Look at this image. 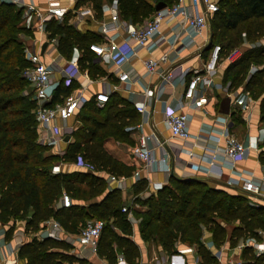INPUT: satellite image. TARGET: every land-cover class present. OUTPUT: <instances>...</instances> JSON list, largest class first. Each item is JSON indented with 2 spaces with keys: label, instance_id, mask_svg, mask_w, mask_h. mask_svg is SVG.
Here are the masks:
<instances>
[{
  "label": "trees",
  "instance_id": "1",
  "mask_svg": "<svg viewBox=\"0 0 264 264\" xmlns=\"http://www.w3.org/2000/svg\"><path fill=\"white\" fill-rule=\"evenodd\" d=\"M102 1L79 2L90 3L95 17L100 18ZM116 1L122 19L141 24L153 14L158 1L171 5L176 0ZM217 2L223 7H219L212 16L216 17L212 44H220L223 49L221 43H216L220 31L222 41L227 39L226 46L233 48L243 38L239 29L245 22H248L243 34L246 39L258 38V46L245 50L237 60L227 65L224 78L229 79V88L244 85L252 94L261 95L260 121L264 124V0ZM21 15L20 7L0 1V225L5 227L4 238L9 240L12 237L13 222L17 219L24 221L25 231L32 233L44 221L53 218L64 231L78 234L85 224V211L95 214L96 219H106L97 255L110 264H114L118 256L134 264L139 257V249L130 237L127 212H121L120 192L109 190L100 202L92 201L87 209L76 204L77 200H93L100 196L106 188L105 180L90 171H52L58 155L48 153V147L37 141V104L33 97L24 94L29 84L22 71L29 62L25 58L23 41L19 39L20 34L27 35L31 30L21 23ZM46 32L49 39L57 40V51L65 59L71 57L74 49L79 51V70H87L91 78L106 76L114 80L88 49L90 43L100 41L99 35L81 32L69 23L68 17L62 22H47ZM254 64H258L256 72L247 77L250 66ZM77 87V83H64L61 79L45 105L62 101ZM77 116L80 126L75 131L79 129L81 133L68 143L60 159L68 163L82 160L90 170L106 172L114 177L129 176L131 168L124 167L113 157L104 148L103 141L114 136L131 142L123 129L137 120L133 105L113 92L101 107L91 97ZM168 182L155 193L136 197L135 201L146 206L145 211L132 210L140 218L142 236L159 239L166 251L175 252L177 242L192 243L201 263L212 264L214 258L210 250L200 242L202 227L206 226L211 231L216 246L227 239L230 247L250 237L258 239V233L264 231V208L256 206L245 194H234L203 182L171 176ZM145 188V181L138 180L133 188L134 194L137 196ZM62 193L75 200L69 207L60 205ZM227 224H231L229 235ZM70 248V244L63 240L32 237L19 246L18 256L26 261L25 264L84 263L85 259L69 253ZM242 255L247 264H263V259L256 256L250 246L243 248Z\"/></svg>",
  "mask_w": 264,
  "mask_h": 264
},
{
  "label": "crops",
  "instance_id": "2",
  "mask_svg": "<svg viewBox=\"0 0 264 264\" xmlns=\"http://www.w3.org/2000/svg\"><path fill=\"white\" fill-rule=\"evenodd\" d=\"M79 1L80 0H77L75 3L74 0H56V3L58 6L68 7L69 9L80 6H91L88 2ZM112 1L113 0H103L102 3ZM24 2L33 3L42 11H45L47 7V0H24ZM108 16V12H101L100 18L95 17L96 20H87L75 25L73 21H70L72 19V12L70 11L65 15L64 19L68 17L69 23L73 24L81 32L90 31L96 33L98 32V21L101 18L106 19ZM30 30L34 33L36 41L33 50L41 51L43 43H47L49 39L47 37V32H45L44 35L35 28ZM163 31H167V26H163ZM207 32L208 29L204 32V40L208 39L209 34H207ZM47 46L48 44L46 47ZM166 50L167 46L165 44L160 45L151 53H148L145 49L139 50L137 57L131 61V65L134 67L138 76L141 77L144 73L143 61L145 59L149 57L156 58ZM203 53L208 54V50L202 52L199 56L196 47H190L180 53L179 62L183 67H189L191 69L198 68L204 62L202 58ZM51 56L56 58L58 64L62 65V61H64V63L69 62L68 60H64L60 55L58 56L56 52H52ZM95 59L106 73L112 75L114 80L108 79L106 76L97 78H91L89 76L88 80L84 76L77 75L76 82L78 87L74 91L83 89L82 91L88 99L93 97L95 93L101 91L106 83L117 82L114 67L110 64L104 65L100 63L96 57ZM165 66L167 65H164V67ZM226 67L227 65H223L222 68L219 66L212 76V86L208 87L206 90L199 91V95L204 97V102L200 108L190 109L187 107L188 102L184 101L182 97L184 90L183 86L162 87L159 85L156 76L137 81L131 86L133 93H130L124 85H121V88L115 93L122 99L130 102L134 109L135 105L143 100L141 95L142 89L148 83H150V87L152 88V98L147 106L148 114L142 115L135 109L137 114L136 122L125 126L123 129L124 134H126V137H128L131 142L125 141L124 138H116L114 136H109L103 141L104 148L113 157L124 167L131 168V174L129 176H120L117 177L116 180H111V175L102 171H92L83 161L82 165H77V163H68L66 165L68 169L67 172H73V169L69 171V168L74 167V171H90L105 180L106 188L100 196L93 200L75 201V203L81 207L87 209V206L92 201L100 202L109 193V190L117 189L120 192L123 206L128 207L132 215L130 219L127 217L131 226L130 237L137 244L139 249V257L134 264H202L201 258L196 252L195 244L177 242L175 245L176 251L168 252L164 249L159 239L144 238L140 232V218L132 212L133 209L142 212L146 210L145 205L135 201L136 197L142 198L155 193L160 189L156 188L158 184H162V187L168 185L170 172H173L175 178L179 180H196L212 188L222 189L234 194H241L242 192L238 189V186H228L227 181L229 179L238 180L241 177H251L261 186L257 202L259 206L264 208V124L260 121L261 95L258 96V93L255 95L252 94L244 85H240L236 88H229V79L224 78ZM251 67L252 65L248 70L247 77L256 72V69ZM224 96H229L231 98L228 114H221L218 111L220 101ZM161 100L166 101L170 107L178 106L180 111H184L188 114V130L191 134L188 141H181L171 137L164 122ZM81 107L76 111L74 116L69 118L66 122H63L65 128L63 137L65 138V136L68 135L69 140H63V144L60 142L57 143L52 146V150L56 149L58 153L59 151L57 150H61L64 153L68 143L74 140L72 134L78 126H80V121L78 118H75V116L80 111ZM222 119L227 121V130L230 134L250 146L246 157L237 159L233 164H230L221 155L223 143L221 141L216 143L212 138L213 136H218L220 131L224 129L225 126L222 123ZM56 124H59V122H56ZM127 127H133V129L126 130ZM142 136L148 138V146L153 149L156 158L155 163L148 168L144 167L131 155V147L136 144ZM255 139H257L256 142H253ZM187 151L192 152V158H188ZM52 153H55V151H52ZM214 153H217V156L210 162L211 155ZM81 168H84V170ZM65 169L66 168H64L62 172L65 173ZM135 172H138L137 177L134 175ZM138 180L145 181L146 188L136 196L133 188ZM85 201L87 204L84 203ZM13 223L14 231L9 240L4 238L5 227L0 225V229L4 230V233L0 237V264H25L26 261L18 256V248L22 243L34 237L35 233L38 231L33 233L25 231L24 222L19 219L15 220ZM230 230L231 224H227L226 232L228 235ZM60 236L61 238L57 240H63L70 244L71 248L69 249V253L75 255L74 250H76L79 245L77 240L78 234L68 233L63 229V233H60ZM258 237V239L250 237L253 239V244L249 246L254 253V246H257L261 250L256 256L262 258L264 264V231H260ZM200 242L210 250L214 258L212 264H230L236 262L247 264V259L242 255L243 248L238 247V245L244 241L239 242L235 247H230L226 239L220 245L216 246L212 241L211 231L205 226L202 227ZM72 264L110 263L97 255L94 259H86L84 263L73 262ZM114 264L117 263L115 262ZM125 264L129 263L126 262Z\"/></svg>",
  "mask_w": 264,
  "mask_h": 264
},
{
  "label": "built area",
  "instance_id": "3",
  "mask_svg": "<svg viewBox=\"0 0 264 264\" xmlns=\"http://www.w3.org/2000/svg\"><path fill=\"white\" fill-rule=\"evenodd\" d=\"M0 1L20 7L22 9L21 23L29 29H37L44 35L47 22L50 20L62 22L65 15L70 11L72 12L70 21H73L75 25L87 20H96L95 11L91 6L69 9L68 7L58 6L56 0H47L46 10L42 11L33 3H25L24 0ZM217 1L176 0L171 5H165L162 9L154 10L153 14L141 24H133L122 19L119 15L116 0L102 3L101 12H108L109 16L98 21V33L101 40L90 43L88 49L100 63L110 64L114 67L117 82L106 83L101 91L94 94L93 99L96 105L101 107L107 103L110 94L120 89L121 85H124L130 93H133L131 86L137 81L156 76L159 85L162 87L183 86L182 97L184 101L188 102L187 107L190 109L200 108L204 102V97L199 95V91L212 86V76L219 67L221 46L220 44H212L208 50L206 60L198 68L183 67L179 59L181 52L194 46L198 55H201V48L207 41L203 37L208 27V21L219 10ZM74 2L76 3L77 0H74ZM163 26H167V31H163ZM47 44L48 46L43 53H40V50L24 48L25 58L28 60L29 65L22 71V75L32 89L33 99L37 104L35 117L38 122V139L48 146H54L64 140L65 131L64 126L56 124V122H66L89 99L86 98L82 89L73 91L64 97L62 101L46 106L45 103L51 100L53 91L60 81L51 79V67L54 66L59 74H62L63 77L67 76L68 79L81 75L89 80V75L87 70H79L77 61L80 53L77 49H74L72 59L68 62L75 71L68 75L63 66L58 64L56 58L51 56L52 52H56L58 56L60 55L57 51V40L55 38L48 39ZM162 44L167 46V50L156 58L149 57L145 59L143 61L144 73L139 77L131 65V61L137 57L139 50L145 49L148 53H151ZM239 55L240 53L229 56V62L237 60ZM164 65L167 66L164 67ZM69 82L70 80L65 81V83ZM141 95L143 100L135 105V109L142 115L148 114L147 106L152 98L150 83L142 89ZM161 102L164 122L171 137L188 141L191 137L188 130V114L180 111L178 106L170 107L166 101L161 100ZM222 123L225 126L224 129L220 131L218 136L212 138L216 143L220 141L223 143L221 155L230 164H233L237 159L246 157L250 146L228 132L225 119H222ZM132 129L133 127L126 128V130ZM147 139L146 136H142L131 147V155L146 168L156 161L153 149L148 146ZM257 139L253 142H256ZM187 154L189 159L192 158L191 151H187ZM216 156L217 153L212 154L210 162ZM77 165H82V160H79ZM54 172L60 171L54 169ZM134 175L137 177L138 172H135ZM110 179L116 180L117 177L111 175ZM227 185L231 187L238 186L243 194L248 196L256 206H259L257 197L260 194L261 186L251 177H241L238 180L229 179ZM161 187L162 184L156 185V188ZM59 203L63 207H69L72 200L67 193H62ZM121 211L127 212L128 219L132 216L126 206H122ZM103 227L104 221L101 219L91 220L82 226L77 236L79 245L74 250L77 257L85 260L97 257L98 241ZM3 233L4 230L0 229V237ZM60 233H63L62 227L50 218L40 225L34 237H37V239L45 237L59 239L61 238ZM252 244L253 239L247 238L238 247L244 248ZM254 250L256 255L261 252L257 246H254ZM116 263L125 264L126 261L122 256H118Z\"/></svg>",
  "mask_w": 264,
  "mask_h": 264
},
{
  "label": "rangeland",
  "instance_id": "4",
  "mask_svg": "<svg viewBox=\"0 0 264 264\" xmlns=\"http://www.w3.org/2000/svg\"><path fill=\"white\" fill-rule=\"evenodd\" d=\"M219 7H223L222 5H219ZM210 27H211V29L213 30L214 28H213V24L216 22V17H212V19H210ZM248 27V22H245L244 23V25L239 29L241 32H243V34H244V31L246 30V28ZM208 29V32H207V34H209V27L207 28ZM97 33V34H96ZM95 33V35H98L99 33L98 32H96ZM233 34H235V33H233ZM242 34V36H243V38H241V41L237 44V45H235L233 48H229V47H227L226 46V42H227V39H224V42L222 41V35H221V32L220 31H218V34H217V36H216V43H221V45L223 46V49H222V52H221V55H220V62H219V66H220V68H222L223 67V65H229L231 62H229V60H228V57L229 56H234V55H236V54H239L240 53V55H241V53L242 52H244L245 50H247V49H249V48H251V47H256V46H258V38H251V39H249V40H247L246 39V37L244 36ZM34 33L33 32H30L29 34H27V35H21L20 34V36H19V39L20 40H22L23 41V44H24V48L25 47H27L29 50H31V49H33V47H34V45H35V43H36V41H35V38H34ZM100 36V35H99ZM100 40H101V37H100ZM239 55V56H240ZM61 56V55H60ZM62 57V56H61ZM62 58H64V57H62ZM202 58H203V61H205L206 60V58H207V54L206 53H204V55L202 56ZM48 59V58H47ZM72 59V55H71V57L70 58H68V59H65L64 58V60H71ZM63 63H62V66H63V68L65 69V72L68 74V75H71V73L73 72V71H75L74 69H72L71 68V65H70V63H64V61H62ZM61 65V64H60ZM251 68H253V69H256L257 70V68H258V64H254V65H252V67ZM51 70H52V74H51V79L53 80V81H56V80H63L64 81V83H65V81H67V80H70V81H72L73 83H77L76 82V77H77V75L75 76V77H73V78H71V79H68V78H66L67 76H65V77H63V75L62 74H59L58 73V70L54 67V66H52L51 67ZM81 71V70H80ZM24 94H26L27 96H29V97H33V91H32V89L29 87V86H27L26 87V89H25V91H24ZM79 113V112H78ZM78 113L76 114V116H75V118H77L78 116ZM59 124H62L63 125V122H59ZM79 125V124H78ZM37 129H38V122H37ZM79 133H81L80 132V130L78 129L77 131H74V133L72 134V136H73V139H75L76 138V136L79 134ZM37 141L38 142H40L39 141V139H38V131H37ZM41 144H43V145H46V144H44V143H42V142H40ZM60 143H62V142H60ZM63 144V143H62ZM47 147H48V150H47V152L48 153H52V151H55V153H52V154H56V155H58V159H56L55 160V162H54V165H53V169H52V171H54V169H56V170H58L59 169V171L60 172H62V170H64V168H66L65 169V171L67 172V167H66V165L68 164V162H65V161H63L62 159H60V157L62 156V154H63V152L61 151V150H57V151H59V153L58 152H56V149L55 150H52V146H48V145H46ZM52 150V151H51ZM58 161V162H57ZM72 169H73V171H74V167H70L69 168V171L71 170L72 171ZM82 170H84V168H81ZM85 169H87V168H85ZM72 199V201L74 202L75 200L73 199V198H71ZM85 204H87V202L85 201L84 202ZM122 212V211H121ZM83 216H84V222L86 223V222H89V221H91V220H95L97 217L95 216V214H88L87 212H85V211H83ZM106 219H104V221H105ZM24 222V221H23Z\"/></svg>",
  "mask_w": 264,
  "mask_h": 264
},
{
  "label": "water",
  "instance_id": "5",
  "mask_svg": "<svg viewBox=\"0 0 264 264\" xmlns=\"http://www.w3.org/2000/svg\"><path fill=\"white\" fill-rule=\"evenodd\" d=\"M163 7H165V3L162 2V1H158L155 5H154V10H159V9H162ZM208 27H209V35H208V39L206 41V43L203 45V47L201 48V51L202 52H205L207 50H209V48L211 47L212 45V42H213V37H214V32L213 30L211 29L210 27V22L208 21ZM46 45L47 43H43L42 47H41V53L44 52V49L46 48ZM230 103H231V98L229 96H224L221 101H220V104H219V107H218V111L219 113L221 114H228L229 113V109H230ZM65 141H68L69 140V136L66 135L65 138H64ZM170 176L171 177H175L173 172H170Z\"/></svg>",
  "mask_w": 264,
  "mask_h": 264
}]
</instances>
